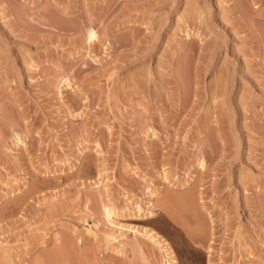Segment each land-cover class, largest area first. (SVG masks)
<instances>
[{"label": "rangeland", "instance_id": "rangeland-1", "mask_svg": "<svg viewBox=\"0 0 264 264\" xmlns=\"http://www.w3.org/2000/svg\"><path fill=\"white\" fill-rule=\"evenodd\" d=\"M161 239L264 264V0H0V264Z\"/></svg>", "mask_w": 264, "mask_h": 264}, {"label": "bare ground", "instance_id": "bare-ground-1", "mask_svg": "<svg viewBox=\"0 0 264 264\" xmlns=\"http://www.w3.org/2000/svg\"><path fill=\"white\" fill-rule=\"evenodd\" d=\"M93 30V29H92ZM88 36L90 37L89 39L90 40H93L94 38H96V33L94 32V31H91V32H89V34H88ZM201 163H203V162H201ZM200 165H202L203 166V164H200ZM201 166V167H202ZM166 195H164V197H165ZM163 199H165V198H163ZM173 199V198H172ZM168 200H169V198H168ZM174 200H172V202H173ZM177 202V201H176ZM179 202V201H178ZM174 205L173 206H168V201L166 200H163V201H160V206L163 208V209H165V211L166 210H168L169 209V211L172 213V214H179V212H182V211H180L181 209H183L182 208V202H179V203H175V201H174V203H173ZM171 205V204H170ZM150 208H155V205L153 204V203H150V206H149ZM105 211H106V213H107V216L108 217H110V214H111V212H112V210L109 208V207H105ZM173 216V215H172ZM176 217H177V215H176ZM179 217V216H178ZM185 223V222H184ZM183 223V224H184ZM148 236L149 237H152V235H150V234H148ZM153 239H155V237H152ZM160 245H162L163 246V248H164V251L166 252V255H167V264H176V259H175V257H174V253H173V251H172V249H171V247L168 245V243L165 241V240H163V239H161L159 242H158ZM53 257V256H52ZM49 258V257H48Z\"/></svg>", "mask_w": 264, "mask_h": 264}]
</instances>
